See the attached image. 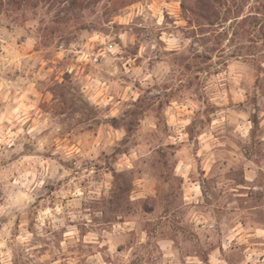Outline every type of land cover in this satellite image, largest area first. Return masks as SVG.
Returning a JSON list of instances; mask_svg holds the SVG:
<instances>
[{
    "label": "rangeland",
    "instance_id": "374dc122",
    "mask_svg": "<svg viewBox=\"0 0 264 264\" xmlns=\"http://www.w3.org/2000/svg\"><path fill=\"white\" fill-rule=\"evenodd\" d=\"M182 2L0 0V264H264V0Z\"/></svg>",
    "mask_w": 264,
    "mask_h": 264
},
{
    "label": "trees",
    "instance_id": "16d2710c",
    "mask_svg": "<svg viewBox=\"0 0 264 264\" xmlns=\"http://www.w3.org/2000/svg\"><path fill=\"white\" fill-rule=\"evenodd\" d=\"M196 2H197V5H191V6H189L190 8H187V4L184 2H182L181 6L183 7V9H189L192 12H197L199 10L203 11L204 9L207 11L208 9L212 8V7H209L207 5H204L202 3V0H196ZM212 10H214V8Z\"/></svg>",
    "mask_w": 264,
    "mask_h": 264
}]
</instances>
